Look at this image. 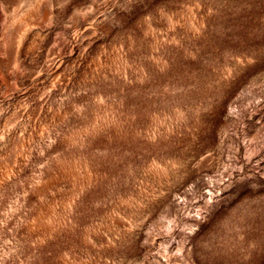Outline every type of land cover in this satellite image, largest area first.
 I'll return each instance as SVG.
<instances>
[{"label":"rangeland","instance_id":"1","mask_svg":"<svg viewBox=\"0 0 264 264\" xmlns=\"http://www.w3.org/2000/svg\"><path fill=\"white\" fill-rule=\"evenodd\" d=\"M0 264H264V0H0Z\"/></svg>","mask_w":264,"mask_h":264}]
</instances>
